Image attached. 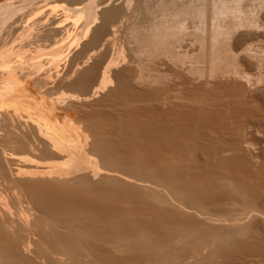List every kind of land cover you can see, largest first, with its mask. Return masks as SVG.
<instances>
[{
  "label": "bare ground",
  "instance_id": "1",
  "mask_svg": "<svg viewBox=\"0 0 264 264\" xmlns=\"http://www.w3.org/2000/svg\"><path fill=\"white\" fill-rule=\"evenodd\" d=\"M12 1L13 0H0V15L5 10L14 7V5L18 6L21 4ZM85 1H87L86 4L84 3ZM98 1L99 0H56L51 2L52 4L44 2L43 4L46 6L43 5V8L49 9V11L54 10L53 8L61 9L58 10L59 13H56L57 11L55 12V10L52 11L57 15L60 14V12L61 14L63 13V15H60L62 16L60 17L61 19L58 17L59 15L54 17L52 12L47 13V10H45L46 13H44L45 15L48 14L45 19L44 17L38 16V12L40 13L41 11L42 13L44 11L41 10L43 9L41 8L42 5H40L41 7L36 6V8H41L40 11L39 9H34L30 13L26 12L27 15H23V17L25 16L23 20L17 17V20H11V24H13L12 28L10 29V25L7 27L8 30L14 31L12 34L19 31L20 38H13L21 39L22 37V40L26 39L24 41L21 40L22 42L20 40H18L20 41L19 43L17 42V46L23 43L24 49L22 46L14 47L16 43L14 40L12 41V43L14 42L13 47L6 46V43H1L0 45V264H225V261L222 263V261L219 260L221 254H218L223 251L226 253L225 251L232 250L231 248L238 240H246L247 242V239L250 237V230L254 228L252 227L251 229L250 220L261 218L264 221V200L260 197L263 202H259V200H257L258 197H254L255 195H259H257L256 192H252L255 193V195L248 193L249 190L247 192L245 188H249V186L246 187L245 185L247 184L245 182H242V184H244L243 187H245L243 188L239 185L241 182L236 183L234 180L226 178L225 176L219 177V174H214L218 176L215 177L213 173H215L216 171L214 172V170L217 169L221 171V168L227 164H224L228 159L226 157L227 154L229 155L230 153L232 155L242 151H249L251 147H254L253 135L259 133L263 135L264 132V114L257 116L254 120L252 118L253 121L251 122H244L238 131V128H235V133L231 136L228 134L230 136L228 140L227 138L229 136L227 138L224 136L225 131L222 134L225 140L217 139V141L220 140V144L218 143L216 147L211 144L212 149L208 147L210 145L202 147V149L201 146L204 144L202 145L200 144L201 142L199 143V141H201L199 138L201 135L198 137L199 134H196V131L191 133V131L186 132L179 129L178 121L174 120L175 118L172 119V117H169L172 120H168V116L166 115V119L165 117L163 119L160 114L163 113V115H165V112L159 114V116L162 117L161 119L157 117V115L155 116L157 117L156 119L151 120V117L150 122L146 121L145 123H140L142 121L139 120V124H134L132 121L133 119L131 120L129 117H133L130 115L133 109H137L135 107L130 109V111L124 109L125 107H121L122 111L123 109L127 111L125 113L118 112V115H115L110 108V113H107L105 110L100 111L98 108L99 111L94 109L95 111L91 113L88 112L89 114L86 112L87 115L83 113L82 115L80 114L78 118H75L78 120L70 118L67 112H65L66 109L70 107L53 109V107L50 106L51 103L53 104V99L51 98L52 100H50V96L52 94L51 87L56 80L54 81L51 79V77H53L52 74L48 72L45 73L46 70H41L44 74L41 73L40 69L43 68L42 63L38 62L40 68H38L39 66L36 68L37 64L34 63V61L32 63L31 59H28L31 54H29V57H27L26 54L31 48H26L29 47V45L27 46L26 44H30L34 40L38 42L41 41L40 43L46 40H48L46 42L50 41V45L53 46V48L49 45L51 47L49 54L52 53L51 55L55 57L51 56L50 60L52 59L53 61L51 60V62L49 60L52 64L49 62L48 65H50L49 67H53L57 63L60 64V62L57 61H59L61 55L63 58L62 47L64 45L62 44H65L64 41H68V43H72V41L77 43L75 40L78 41L79 39L75 38L70 41L67 39L69 35H66L67 38H64L65 34H63L64 37L61 34L62 31H65L64 25L66 21H68L67 19L69 17L75 18L76 16L78 20L75 18V22L77 21L78 23L80 20L79 15H82V13H78V17L75 15V10H80V5L84 3L83 5L87 7V10L91 11L93 10V5L96 4L94 2ZM145 1L147 2V0ZM199 1L157 0L153 3V8H149V5H147L148 7H143L146 8V10L148 8V13H145L149 16L147 18L143 16L144 18L139 21L130 22L129 26L127 25L128 30L126 29L128 31L126 33H129L131 41L133 40L135 42L133 43L135 44L133 48L132 45L131 47L129 46L131 48H129V50L132 52L131 57L129 56L128 63L130 67H124L125 69L122 68L121 71L114 72V74L110 76L109 72L112 70H110L111 67H109V65L111 66L113 61L111 63L108 61L107 63L109 64L103 66L99 73H97L99 68L94 63L79 72V76L76 77L71 85L85 90L88 85L98 77V81L101 84L95 85L94 87L91 86L92 89L90 94L88 93L82 97L85 101L90 95L94 96L99 91H103L101 90L102 87L105 89L109 81V84L113 81L115 87L106 93L108 97L104 95L107 98H115V100L120 98L124 99L122 97L124 95L128 97V94L129 97L132 98V96H134L133 94L130 95L132 92L139 93L141 96L145 94V92L135 86L140 87L141 85L151 84L153 86H158L157 84L168 81L173 75L171 72H161L158 70L157 67L162 61L169 62L168 64H170L171 67H177L185 63L188 57L186 53L187 49H185L186 52L184 51V53L179 50L182 46L181 43L185 41L186 37H190V35H192L194 40L198 41L200 45H209L210 48V53L208 55L210 67L205 74V71H199L202 75L204 74L214 79L216 77H224L230 72L238 79L244 80L247 83L251 82L250 78L247 74L242 72V70L238 68H233L231 70L221 68L222 70H218L215 67L217 66L215 62L224 59L226 54H229V52H227L229 51V48L227 49V44L231 46V43H224L231 40L230 37L235 34L234 32L239 31L241 28H245L246 30L255 29V27H258L257 24L253 20L242 19L237 15L240 13V9L237 7L238 3H236L238 0H210L212 1L209 3L211 7L208 6L209 4L206 5L208 1L205 0V4L204 1L203 3ZM35 2L34 4L37 3ZM120 2L118 4H120ZM130 2L131 0L127 1L125 4H130ZM143 2L141 1V3ZM17 3L19 4L17 5ZM97 4L96 6H98ZM111 5L112 6H105L106 8L103 9L99 8V10L101 9L99 12L101 23L99 25L95 26V28L92 27L95 22H93V25L89 23L85 25L82 34L83 39L91 32L89 39L87 38L88 40L85 42V46H94L101 41L99 46L103 47L104 44L110 43L111 38L109 35H114L115 32L117 33L116 28L118 27L113 23L118 16L124 14V6ZM140 8L142 7L140 6ZM209 8L211 11V20H213L211 28L209 27L210 30L208 29V31L206 27L205 31V26L200 25L201 22L199 21L197 22L199 24L195 23L193 32L186 31L188 28L186 27L187 25L185 26L184 21L189 19L192 15L198 18L201 17L200 19H202L204 12L208 11ZM84 9L81 8L83 12H85ZM128 9L131 10L130 8ZM36 10L38 11L35 13L37 18L34 15ZM139 10L140 9L137 11ZM26 13H21V16ZM41 13L39 15H42ZM11 14H16V12ZM11 14L10 16H12ZM33 17L36 19L37 23L39 19L40 22L42 20L41 18L44 19V21L42 20L43 23L39 22L41 25L38 23L40 27H36L35 24L37 23L35 22H32L33 24L35 23V27L32 26L33 24H31L30 21H33L31 20ZM82 18L83 15L81 16V19ZM5 21L6 18L4 21L0 22V36L2 35ZM96 21L98 22V20ZM84 22L86 23V21ZM38 27L39 30H41L37 32L36 30ZM108 28L109 32H105ZM23 30L29 33L23 34ZM32 32L34 33V40L27 36V34L32 36ZM67 32L69 31L67 30ZM67 32L65 31V33ZM104 32L107 34L102 38ZM246 33L245 35H247ZM245 35L243 38H245ZM57 36L58 39H55L54 37ZM242 36L243 35H241V38ZM26 37L32 41L28 43L30 41L28 39V42L25 44L24 42L27 41ZM7 42L10 43L11 41ZM38 42H36V44ZM220 43H222V46L223 44L226 45L225 47L227 50L224 51V53L226 52L224 54L225 56H221V54L218 53L219 50L215 49ZM32 44L35 43H31L30 47ZM47 44L45 43L44 45L46 46ZM68 45L72 47L73 44ZM176 48L179 49L176 50ZM25 51L28 52L25 53ZM91 54H93L92 51ZM76 55L78 56V54ZM64 56H66V54ZM16 57V60L19 61L18 63L13 60ZM26 57L29 60V66L28 62L25 63L27 69H24L26 67L23 66L22 62ZM89 57L90 56L87 58L89 59ZM53 58H58L57 61H55L57 63L54 65ZM11 60L15 63L14 65H11V63H13ZM124 60L125 58H123V61ZM116 63L117 61L114 64ZM164 64L166 63L164 62ZM54 68L56 67L54 66ZM53 69L50 68L49 70ZM36 71L37 74L34 75ZM75 73H77V71ZM188 73L192 76L196 74L197 76L201 75L200 73V75L196 73L193 68H190ZM193 73L196 74L193 75ZM45 75H48V77L51 75L49 77L50 80ZM66 78L68 79V77ZM52 80L54 81L53 83ZM50 82L52 84L49 86L48 84ZM104 82L106 83L104 84ZM102 83L105 86H103ZM237 90L239 89L237 88ZM49 93L51 94L49 95ZM73 96L74 98L78 97L74 94ZM74 98L72 99L74 100ZM80 98L81 97H78L75 100H79ZM163 98L164 97H162V99ZM200 98H202V95ZM203 99L204 98H202V100ZM82 100L80 99V101ZM88 100L89 99H87V101ZM80 101H78V104ZM134 105L136 106V102ZM144 105L146 106V104ZM128 106L130 107V103ZM246 110L243 111L245 113L250 111ZM117 111H119V109ZM259 113H262L261 110ZM136 114L134 115L136 116ZM113 115H115V117ZM248 115L249 113L246 114L245 118H247ZM177 118H179V116H177ZM126 119L129 121H126ZM180 119L182 120L183 118H179V120ZM137 120L138 119L134 121ZM78 121L84 122V125L80 126L77 124ZM131 122L133 124H130ZM242 122L243 121H241V123ZM186 124V126L189 125L187 122ZM237 124L240 125V123ZM193 125L195 128L197 127V125ZM190 126H188V128H191ZM194 130L195 129H193V131ZM200 130L199 133L202 131ZM209 130L210 129H208V132ZM76 131H81V134H76ZM220 132L222 133L223 130ZM205 133L206 132H204V134ZM209 133L212 135L211 132ZM212 133H214L213 130ZM204 137L206 138L208 136ZM215 139L214 137V140ZM211 140L214 141L213 139ZM202 143H205V141ZM198 149H200L203 154L206 152L208 155L204 157L206 159L202 157L205 162H201L202 164L200 165L194 160L196 159L194 156ZM208 153L215 159L216 162H212L211 164L214 163L213 165H215V163H217V169L215 168L216 166L210 165L209 161L212 157L209 159ZM233 157L231 156L230 159H233ZM239 160H241V158ZM227 166L229 167V165ZM212 167L215 169L213 168V170ZM203 169H205L206 174L208 173L207 175L201 171ZM225 169L227 170V168ZM233 170H235V168ZM200 171L205 176L200 173L203 177L199 178L196 172ZM211 171H213V173ZM220 174L223 175V173ZM253 189L252 191H254ZM260 190L259 188L258 191ZM214 191H217L218 197H220L218 192H224L225 198L221 195L224 200H214ZM260 192L263 193L262 191ZM128 194H131V197H129ZM217 196L216 198H218ZM56 197L59 199L63 197L66 201L67 199L72 201L70 203H64L63 205H56L54 203L57 199ZM54 198H56L55 201ZM114 198L118 199L116 202H119L121 199L120 202L123 200L122 203H125V205L128 202L130 205L134 203L136 206L140 205V207L133 205L130 206V208L128 204V206H120V202L119 204L117 203L119 207H117L115 202L113 206L116 207L110 206L109 200L111 201V199ZM238 205H242L244 208L241 209ZM236 206L240 208L238 210L239 212H237L238 216L237 214L233 215L235 213L233 208ZM145 211H149L150 213L145 214ZM251 234H253V232ZM241 243L243 242L240 241L239 244ZM246 245L249 246L248 244ZM236 251L238 252V249H236ZM236 251L234 250L233 252L235 253ZM238 254L241 255L240 253ZM233 255L231 253V256ZM229 258H231L230 255Z\"/></svg>",
  "mask_w": 264,
  "mask_h": 264
},
{
  "label": "rangeland",
  "instance_id": "2",
  "mask_svg": "<svg viewBox=\"0 0 264 264\" xmlns=\"http://www.w3.org/2000/svg\"><path fill=\"white\" fill-rule=\"evenodd\" d=\"M13 1H15V2H19V3H21L20 5H18L19 3H17V5L18 6H16V5H14V7H12V8H10V9H8V10H5L1 15H0V22L1 21H4V19L6 18V21H5V24H4V29H3V31H2V35L0 36V45H1V43L2 44H4V43H6L5 45L6 46H8V47H13L14 46V42L12 43V41L14 40L16 43H15V46L14 47H16L17 46V44L22 40V37H21V39H19L20 38V35H19V31L18 32H15V34H12V33H14V31H12V30H10L11 28H12V26H13V24H11V20H17L18 18L19 19H21V20H23V18L25 17H23V15H27V13L26 12H28V13H30V12H32V10H34V9H39V8H36V6H40V5H42V7L41 8H43V5L44 6H46L45 4H43L44 2L45 3H51V2H54V1H56V0H42V1H36V0H13ZM12 1V2H13ZM25 1V2H24ZM38 3V5H37V3ZM101 3H100V2ZM98 2H94V3H98L97 5L98 6H96V4H94V3H92V4H94L93 5V10H91V11H88L87 10V7H85L83 4L85 3H87V1H85L83 4H81L80 5V10L78 9V10H75V15H77L78 16V13L80 14V13H82V15H83V18L81 19V16L82 15H79L80 16V20H82V21H78V23H77V21L75 22V18H76V16H75V18L73 17H69V16H67V17H69L68 19H67V17H66V19L68 20V21H66V24L65 23H63V24H65L64 26V30L67 32V30L69 31V32H67V33H65V31H62L61 32V34L63 35V34H65V37H64V35H63V37L64 38H67L66 37V35L68 36V38L67 39H69L70 41H72V39L74 40L75 38H79L78 39V41L77 40H75L77 43H75V42H73L72 41V43L70 42V43H68V41L66 42V41H64V43L65 44H62V45H64L62 48H63V58H62V55H61V58L59 59V61H57V59H55V58H53L54 59V62H53V65L55 64V63H57V62H60V64H55L54 66L56 67V68H54V66L52 67H49L50 65H48V63L52 60H50V58H51V54L52 53H50L49 54V51L51 50L50 48L52 47L53 48V46H51L50 45V41L49 42H46V41H48V40H46V41H42L43 43H40V42H38V41H36V40H34L35 38H33L34 37V33L32 32L31 34H33L32 36H30V34L28 35L27 34V36H29L30 38H32L34 41H32L31 39H29L28 37H26L27 38V41H25L24 43L26 44L27 42H28V39L30 40L28 43H30L31 41V43H35V44H32L31 45V47H30V44H26L27 46L29 45V47H26V48H31V49H29L28 51H25V53L26 52H28L27 54H26V56L27 57H29V54H31L30 55V58H28L29 60L31 59V62L33 63V61H34V63H36L35 65H36V68L40 65V64H38V62L39 63H42V67L44 68H42V69H40V71L42 70V71H45V73L46 72H48L49 74H52V76L53 77H51V79H53L54 81L56 80V81H58V82H54L53 80H52V83H53V85H52V91H51V93H49V95L51 94V96H50V100H52L53 101V104L51 103V107H53V109H55V108H68V107H70V108H68V109H66V111L65 112H67V114L70 116V118H73V119H75V118H78L79 117V115L81 114L82 115V113L83 114H85V115H87L86 114V112L88 113V112H94L95 110L96 111H103V110H105V111H107V113H110L111 112V110H112V112L116 115L118 112L119 113H125L127 110H129L130 111V109H133L134 107L135 108H137V109H133V111H132V113H131V115L130 116H133V117H129L133 122H134V124H136V123H138L139 124V120H141L142 122H140V123H145L146 121H148V122H150L151 120H153V119H156L157 117H160V116H162L163 117V119H164V117L167 115L168 116V120L170 119V120H172V119H174V120H176V121H178V127H179V129H181V130H183V131H186V132H190L191 131V133H194L195 131H196V134L198 133L199 135H198V137L201 135V137H199L200 139H201V141H199V143L200 144H204L203 146H201V148L202 147H205V146H208V145H210V146H208L210 149H212V146H217L218 145V143L220 144V140L219 141H217V139H224V136H226L225 138H227L229 135L228 134H230V136L233 134V133H235V128H238L237 129V131L239 130V128L244 124V122H246V121H248V122H251V121H253L254 119H256V117L257 116H260L261 114H264V0H238V2H236V3H238V6L237 7H239L238 9H240V13H238L237 15L240 17V18H242V19H250V20H253V21H255V23L257 24V26L258 27H255V29H252V30H246L245 28L243 29V28H241L239 31H237V32H234L232 35L233 36H231L230 37V39L231 40H229V42H226V43H224V44H227V43H231V46H230V44H227V49L229 50V51H227V52H229V54H226V56L224 55L225 53H224V51L225 50H227L226 49V45H224L223 44V46H222V43H220V44H218L217 45V47L215 48V49H217V50H219V54H221V56H225V58L227 57V55H228V57L225 59H222V60H219V61H216L215 63H217L216 65L217 66H215L218 70L220 69V70H222V69H227V70H231V69H233V68H238L239 70H242V72H244L245 74H247V76L250 78V81L251 82H249V83H247L246 81H244V80H241V79H238L237 77H234V75L233 74H231L230 72L228 73V74H226L224 77H220V78H218V77H216V78H210V77H207L206 75H204L205 73H206V71H208V69H209V65H210V62L208 61V55H209V53H210V51H209V45H205V44H203V45H200L199 44V42L198 41H196V40H194V37L192 36V35H190V37L188 36V38L186 37V39H185V41L183 42V43H181L182 44V46H181V49L179 50V51H182L183 53H184V51H185V49H187V55H188V57L186 58V61H185V63H182L180 66H177V67H171V65L170 64H168L169 62H167V61H162L159 65H158V70L159 71H164V72H171L173 75L172 76H175V77H170L169 79H168V81H169V83H168V81H166V82H163V83H161V84H157L158 86H156V85H141L140 87L139 86H135L136 88H138V89H140V90H142V91H144L145 92V94H143V95H139V93H130V95H134V96H136V97H134V96H132V98L131 97H129V94H128V97H126L127 95H124L122 98H124V99H116L115 100V98L113 99V98H107L108 97V94H106L107 92H109L110 90H112L113 89V87H115V83L112 81L110 84H109V82L106 84V87H105V89L102 87V89L101 90H103V91H99L97 94H93L94 96H92V95H90L89 97L91 98H86V101H85V99H83L82 97H84L85 95H87L88 93L90 94V92H91V89H92V87H94L95 85H98V84H101L98 80V77H96L89 85H88V87H87V89H83V90H81V89H79L78 87H76V86H72L71 85V83L76 79V77H78L79 76V72H81L84 68H86V67H89L90 65H92V64H96L97 65V67L99 68V70L97 71V73H99V71H100V69L103 67V66H105L106 64H109V63H111L112 61V65L110 66L109 65V67H111V69L110 70H112V71H110L109 72V75L111 76L112 74H114V72H119V71H121L122 70V68L123 69H125L126 67L128 68V67H130V64L128 65V63H129V56L131 57V54H132V52H131V50H129V48L131 47V45H132V48L135 46V44H133V43H135L133 40L131 41V39H130V37H129V33H126V32H128L127 30V25L129 26V24H130V22H136L137 20L139 21V20H141L142 18H144L145 16V18H147L149 15L147 14L148 13V8H147V10H146V8H143V7H148L147 5H149V8H153V3H155L157 0H147V2L145 1V0H141L142 2L143 1H145V2H143V3H141V1L140 0H136V4H135V0H133L134 1V3H133V1L131 0V2H130V4H125L127 1H129V0H104V3H103V0H99ZM109 1V2H108ZM111 1V2H110ZM118 1V2H117ZM121 1V2H120ZM140 1V2H139ZM179 1H181V0H179ZM182 1H187V0H182ZM195 1V0H194ZM196 1H199V0H196ZM200 1H202V3H203V1H204V4H205V2L206 1H208V3H206V5L207 4H209L210 2H212V1H210V0H200ZM199 1V2H200ZM28 2V3H27ZM34 2L36 3V4H34ZM117 2V3H116ZM120 2V4H118ZM148 2H149V4H148ZM140 4V6L142 7V8H140V6H139V4ZM152 3V4H151ZM52 4V3H51ZM106 4H108V5H106ZM111 4H113V5H122V6H124L123 7V15L121 16H118L117 17V19H116V21L113 23L114 25H116V27H118V28H116V31H117V33L115 32V34L113 35H109V37L111 38L110 39V43L108 42V43H106V44H104V46L103 47H100L99 46V44L101 43V41H99L96 45H94V46H89V47H87V46H85V42H87V40L89 39V37H90V33H89V35L88 36H86L85 37V39H83V36H82V34H83V30H84V27H85V25H87L88 23L91 25H93V22H97L96 20H98V22L95 24L94 23V26H92L93 28H95V26H97V25H99L100 23H101V18H100V14H99V12H100V10L101 9H103V8H106L107 6H112ZM135 4V5H134ZM133 5V6H132ZM144 5V6H143ZM52 6V5H51ZM106 6V7H105ZM151 6V7H150ZM208 6H210V4L208 5ZM54 7H56V6H54ZM84 7H85V9H84ZM132 7V8H131ZM138 7V8H137ZM211 7V6H210ZM40 8V9H41ZM47 8V7H46ZM53 8V7H52ZM58 8V7H57ZM81 8H83L84 9V11L85 12H83L82 10H81ZM99 8H101L100 10H99ZM128 8H130L131 10H129ZM137 8V9H136ZM40 9H39V11H40ZM54 10H55V12L56 13H59V11L58 10H61V9H56V8H53ZM138 9H140L139 11H137ZM144 9V10H143ZM207 9H208V7H207ZM35 11L34 12V15L36 16V18H37V15L35 14L36 12H38V11ZM42 11H44V12H42L41 13V11H40V13L43 15H39L40 13L38 12V16H41V17H44V19H45V17H47L46 15H48V14H44V13H46L45 12V10H47V9H45V8H43V9H41ZM54 10H52V11H54ZM134 10V11H133ZM142 10V11H141ZM48 12L47 13H49V12H52V11H49V9L47 10ZM82 11V12H81ZM95 11H97V12H95ZM131 11V12H130ZM15 13L16 12V14H11V13ZM53 13V16L55 17V16H58L59 18L60 17H62V16H60V15H63V13L61 14V12H60V14H56V13ZM87 12V13H86ZM145 12H147V13H145ZM21 13H26V14H22V16H21ZM96 13V14H95ZM134 13V14H133ZM138 13V14H137ZM10 14L13 16H10ZM86 14V15H85ZM127 16H126V15ZM131 14H132V16H131ZM5 15V16H4ZM20 15V16H19ZM33 15V16H34ZM97 15V16H96ZM98 15H99V18H98ZM125 15V16H124ZM138 15V16H137ZM34 16V17H35ZM78 16V17H79ZM144 16V17H143ZM205 16V17H204ZM7 17H9V18H7ZM11 17V18H10ZM18 17V18H17ZM30 17V16H29ZM33 17V18H34ZM40 17V18H41ZM57 17V18H58ZM93 17V18H92ZM31 19V20H33V21H30V23L31 24H33L32 22H35V23H37L36 22V19L34 18V19ZM130 18H132V19H130ZM201 18V17H200ZM200 18H198V17H196V16H190L189 17V19H186V21H184L185 22V26L188 28V29H186V31H191V32H193V27L195 26V23L196 24H199V23H197V22H201V24L200 25H203V26H205V31H206V27H207V30L209 29V27L211 28V23H213L212 21L213 20H211L212 18H211V11H210V8H209V10L208 11H205L204 12V14H203V16H202V19H200ZM9 19V20H8ZM39 19V18H38ZM43 21H44V19L43 18H41ZM61 19V18H60ZM84 19V20H83ZM193 19V20H192ZM42 20H41V22H42ZM76 20H78L77 18H76ZM206 20H208V21H206ZM10 21V22H9ZM84 21H86V23L84 22ZM128 21H129V23H128ZM211 21V22H210ZM13 22V21H12ZM39 22H40V19H39ZM38 22V23H39ZM40 22V23H41ZM63 22H65V21H63ZM82 22V23H81ZM10 23V24H9ZM34 23V24H35ZM38 23L37 24H35L36 25V27L37 26H39L38 25ZM39 23V24H40ZM43 23V22H42ZM77 23V24H76ZM120 23V24H119ZM207 23H209V24H207ZM34 24L32 25V26H34ZM117 24H119V25H117ZM205 24V25H204ZM10 25V26H9ZM41 25V24H40ZM122 25V26H121ZM6 26V27H5ZM10 27V29L8 30V28L7 27ZM82 26V27H81ZM125 26H126V28H125ZM35 27V26H34ZM40 27V26H39ZM39 27H38V29L37 28H35V29H37L36 31L38 32V31H40L39 30ZM67 28V29H66ZM124 28V29H123ZM5 29H7V30H5ZM127 29V30H126ZM7 32H5V31ZM25 30H27V31H29L28 29H25ZM25 30H23V34H26V33H29V32H26ZM81 30V31H80ZM107 30V29H106ZM121 30V31H120ZM126 30V31H125ZM210 30V29H209ZM208 30V31H209ZM254 30V31H253ZM31 31V30H30ZM33 31V30H32ZM36 31H34V32H36ZM248 32V33H246V32ZM251 31V32H250ZM253 31V32H252ZM3 32H5V33H3ZM9 32V33H8ZM78 32V33H77ZM105 32H109V28H108V30L107 31H105ZM104 32V35H103V37L102 38H104V36H105V34H107V33H105ZM243 32V33H242ZM247 34V35H245V33ZM250 32V33H249ZM18 33V34H17ZM206 33V32H205ZM6 34V35H5ZM207 34V33H206ZM243 35L242 36V38L244 37V35H245V38H248V39H245V38H243V39H245V40H243L242 38H241V35ZM249 34V35H248ZM19 35V36H18ZM61 35V36H62ZM238 35H240V36H238ZM5 36H6V38H5ZM9 36H11V37H9ZM23 36H26V35H23ZM59 36V35H58ZM58 36L57 37H54L55 39L57 38L58 39ZM77 36V37H76ZM82 36V37H81ZM193 38H192V37ZM234 36H236V37H234ZM247 36V37H246ZM5 39H4V38ZM13 37H19L18 39L17 38H13ZM62 37V38H63ZM74 37V38H73ZM237 37H240V38H237ZM2 38V39H1ZM8 38H10V39H8ZM13 38V39H12ZM88 38V39H87ZM114 38V39H113ZM189 38H191V39H189ZM188 39V40H187ZM236 39H237V41H236ZM3 40V41H2ZM18 40H20V41H18ZM24 40H26V39H24ZM24 40H22V41H24ZM79 40H81V41H79ZM114 40V41H113ZM126 40H128V41H126ZM184 40V39H183ZM241 40V41H240ZM7 41H11L10 43H8ZM21 41V42H22ZM38 42L37 44H39V45H37L36 44V42ZM247 41V42H246ZM18 42V43H17ZM47 44V43H49V44H47L46 46L44 45L45 43ZM130 42V43H129ZM12 44V45H11ZM21 44H23V43H20L19 44V46H17V47H20V46H24V44L23 45H21ZM68 44H70V45H72V47L71 46H69ZM76 44H78V45H76ZM40 45H42V46H40ZM51 47H50V46ZM107 45V46H106ZM40 46V47H39ZM68 46V47H67ZM130 46V47H129ZM201 46H203V47H201ZM230 46V47H229ZM247 46H249V47H247ZM84 47V48H83ZM106 47V48H105ZM115 47V48H114ZM117 47V48H116ZM125 47V48H124ZM184 47V48H183ZM245 47H246V49H248V50H246L245 49ZM26 48H25V50H26ZM61 48V49H62ZM64 48H66V49H64ZM123 48V49H122ZM128 48V49H127ZM202 48V49H201ZM204 48V49H203ZM23 49H24V47H23ZM69 49V50H68ZM131 49V48H130ZM179 48H176V50H178ZM201 49V50H200ZM243 49H245V50H243ZM32 50V51H31ZM37 50V51H36ZM65 50V51H64ZM98 50V51H97ZM122 50H124V51H122ZM126 50V51H125ZM231 50V51H230ZM86 51H87V53H86ZM91 51H92V53L93 54H91ZM94 51V52H93ZM97 51V52H96ZM121 51V52H120ZM202 51H204V52H202ZM246 53H245V52ZM31 52V53H30ZM85 52V53H84ZM217 52H215V53H217ZM89 53V54H88ZM99 53V54H98ZM123 53V54H122ZM128 53V54H127ZM217 53V54H218ZM245 53V54H244ZM66 54V56H64ZM76 54H78V56L76 55ZM92 56H91V55ZM122 56H120V55ZM247 54V55H246ZM117 55V56H116ZM124 55V56H123ZM88 56H90L89 57V59L87 58ZM97 56H99V57H97ZM128 56V57H127ZM27 57H26V59H27ZM52 57H55V56H52ZM95 57V58H94ZM120 57V58H119ZM76 58V59H75ZM93 58V59H92ZM97 58H98V60H97ZM103 58V59H102ZM109 58H110V60H109ZM112 58V59H111ZM117 58V59H116ZM119 58V59H118ZM123 58H125V60L123 61ZM128 58V59H127ZM17 59V57L16 58H14L13 60L15 61V62H19L18 60H16ZM23 59V58H22ZM25 59V58H24ZM25 59V60H26ZM24 60L23 62H22V64H23V66H27V65H25V63H27L28 62V66H29V60ZM1 60V59H0ZM13 60H11L12 62H13ZM50 60V61H49ZM104 60V61H103ZM22 61V60H21ZM53 61V60H52ZM51 61V62H52ZM55 61H57V62H55ZM84 61V62H83ZM109 61V63H107ZM117 61V63L116 64H114L115 62ZM123 61V62H122ZM128 61V62H127ZM50 62V64H52ZM121 62H122V64H121ZM164 62L166 63V64H164ZM85 63V64H84ZM87 63V64H86ZM15 63L13 62V63H11V65H14ZM118 64V65H117ZM168 64V65H167ZM17 65V64H16ZM84 65H85V67H84ZM115 65H117V66H115ZM122 65V66H121ZM45 66V67H44ZM112 66H113V68H112ZM162 66V67H161ZM164 66V67H163ZM58 67V68H57ZM76 67V68H75ZM125 67V68H124ZM166 67V68H165ZM214 67V68H215ZM38 68H40V66L38 67ZM45 68H47V69H45ZM53 69V70H49V69ZM70 68V69H69ZM162 68V69H161ZM169 68H170V70H169ZM190 68H193L194 69V71H196V73H200L201 74V72H199V71H205L204 72V74L202 75H200V76H197V74L196 73H193V75L194 74H196V75H194V76H192L191 74H189L188 73V70H190ZM222 68V69H221ZM0 69H1V67H0ZM24 69H27V67L26 68H24ZM70 72H69V71ZM79 70V71H78ZM173 70H176V71H173ZM39 71V70H38ZM41 71V73L42 74H44V72H42ZM51 71V72H50ZM71 71H72V73H71ZM77 71V73H75ZM67 72V73H66ZM40 73V74H41ZM47 73V74H48ZM53 73H54V75H53ZM57 73H59V74H57ZM75 73V74H74ZM188 73V74H187ZM1 74V73H0ZM35 74H37V71H36V73L34 72V75ZM39 74V75H40ZM42 74H41V76H42ZM71 74V75H70ZM72 74H73V76H72ZM176 74V75H175ZM178 74V75H177ZM230 74V75H229ZM38 75V76H39ZM59 75V76H58ZM191 75V76H190ZM233 75V76H232ZM48 79H49V77L51 76V75H49V77H48V75H45ZM63 76V77H62ZM204 76H205V78H204ZM59 77V78H58ZM66 77H68V79L66 78ZM57 78V79H56ZM62 78V79H61ZM67 79V81H66V79ZM183 78V79H182ZM187 80H186V79ZM209 78V79H208ZM71 79V80H70ZM235 79V80H234ZM50 80V79H49ZM48 80V81H49ZM174 80H176V81H174ZM65 81V82H64ZM185 81V82H184ZM232 81H233V83H232ZM60 82V83H59ZM61 82H63V83H61ZM95 82V83H94ZM107 82V81H106ZM106 82H104V84L106 83ZM51 82L48 84L49 86L52 84ZM56 83V84H55ZM59 83V84H58ZM70 83V84H69ZM173 83V84H172ZM92 84H94V85H92ZM103 84V83H102ZM103 84V86H105ZM165 84V85H164ZM167 84V85H166ZM170 84V85H169ZM204 84V85H203ZM224 84V85H223ZM235 84V85H234ZM241 84H242V86H241ZM56 85V86H55ZM58 85V86H57ZM60 85V86H59ZM162 85H164V86H162ZM174 85V86H173ZM92 86V87H91ZM183 86V87H182ZM193 86V87H192ZM215 86H217V87H215ZM225 86V87H224ZM241 86V87H240ZM55 87V88H54ZM57 87V88H56ZM153 87V88H152ZM156 87V88H155ZM177 87V88H176ZM186 87H188V88H186ZM234 87H236V88H234ZM50 88V89H51ZM146 88V89H145ZM157 88H159V89H157ZM190 88V89H189ZM195 88V89H194ZM222 88V89H221ZM228 88V89H227ZM237 88L239 89V90H237ZM244 88V89H243ZM56 89H57V91H56ZM58 89H60V90H58ZM153 89V90H152ZM164 89H166V90H164ZM230 89H232V90H230ZM240 89H241V91H240ZM76 90H77V92H76ZM81 90V91H80ZM157 90V91H156ZM169 90V91H168ZM199 90V91H198ZM200 90H201V92H200ZM221 90V91H220ZM236 90V91H235ZM54 91V92H53ZM59 91V92H58ZM156 91V92H155ZM161 91V92H160ZM163 91V92H162ZM173 91V92H172ZM192 91V92H191ZM204 91H206V92H204ZM210 91H211V93H210ZM213 91V92H212ZM86 93V94H84V93ZM171 94H170V93ZM177 92V93H176ZM187 92H189V93H187ZM234 92V93H233ZM54 93V94H53ZM151 93V94H150ZM162 93V94H161ZM231 93H233V94H231ZM60 94V95H59ZM72 94V95H71ZM73 94L75 95V96H78V97H81L80 99L82 100V101H80V99L78 100H75L76 98H78V97H76V98H74V96H73ZM82 94V95H81ZM148 94H150V95H148ZM173 94V95H172ZM199 94V95H198ZM236 94V95H235ZM240 94V95H239ZM250 96H249V95ZM48 95V96H49ZM64 95V96H63ZM67 95H69V96H67ZM107 96V97H105V96ZM159 95V96H158ZM163 95V96H162ZM167 95V96H166ZM171 95H172V97H171ZM180 95V96H179ZM187 95V96H186ZM197 95V96H196ZM202 95V98H204L203 100H202V98H200V96ZM205 95V96H204ZM217 95V96H216ZM234 95V96H233ZM246 97H245V96ZM56 96H58V97H56ZM73 96V97H72ZM103 96V97H102ZM157 96V97H156ZM210 96V97H209ZM236 96V97H235ZM249 96V97H248ZM61 97V98H60ZM101 97V98H100ZM105 97V98H104ZM150 97V98H149ZM154 97H155V99H154ZM162 97H164L163 99H162ZM166 97V98H165ZM178 99H177V98ZM222 97H224V98H221ZM228 97V98H227ZM47 98H49V97H47ZM52 98V99H51ZM62 98H64V99H62ZM72 98H74V100L72 99ZM104 98V99H103ZM158 98V99H157ZM159 98H161V99H159ZM185 98V99H184ZM213 98V99H212ZM232 98V99H231ZM249 98H251V99H249ZM59 99H60V102H59ZM87 99H89L88 101H87ZM106 99V100H105ZM152 99V100H151ZM191 99H192V101H191ZM210 99V100H209ZM243 99H245V100H243ZM247 99V100H246ZM47 100V99H46ZM50 100H49V103H50ZM57 100V101H56ZM103 100H105V101H103ZM108 100V101H107ZM121 100V101H120ZM129 101V102H127V101ZM133 102H132V101ZM136 100V101H135ZM147 100V101H146ZM160 100V101H159ZM211 100H212V102H211ZM230 100V101H229ZM240 100H242V101H240ZM48 101V100H47ZM66 101V102H65ZM72 101H73V103H72ZM78 101H80V103L78 104ZM124 101V102H123ZM155 101V102H154ZM180 101H181V103H180ZM225 101V102H224ZM238 101V102H237ZM64 102V103H63ZM88 102V103H87ZM99 102H101V103H99ZM105 102H106V104H105ZM108 102V103H107ZM133 104H132V103ZM135 102H136V106L134 105L135 104ZM141 102V103H140ZM170 102V103H169ZM174 102V103H173ZM203 102V103H202ZM223 102V103H222ZM62 103V104H61ZM95 103V104H94ZM120 103H122V104H120ZM123 103H125V104H123ZM129 103H130V107L128 106L129 105ZM140 103V104H139ZM200 103V104H199ZM212 103H214V104H212ZM239 103V104H238ZM246 103V104H245ZM64 104V105H63ZM74 104V105H73ZM87 104V105H86ZM93 104V105H92ZM118 106H117V105ZM144 104H146V106L144 105ZM158 104V105H157ZM169 104V105H168ZM175 104V105H174ZM210 104V105H209ZM217 104V105H216ZM232 104H234V105H232ZM238 104V105H237ZM58 105V106H57ZM71 105V106H70ZM76 105V106H75ZM78 105V106H77ZM106 105V106H105ZM108 105V106H107ZM114 105H116V106H114ZM152 107H151V106ZM173 105V106H172ZM193 105V106H192ZM196 105V106H195ZM236 105V106H235ZM241 105H243V106H241ZM263 105V106H262ZM56 106V107H55ZM73 106V107H72ZM85 108H84V107ZM105 106V107H104ZM168 106V107H167ZM175 106V107H174ZM212 106V107H211ZM216 106V107H215ZM114 107V108H113ZM124 108V109H127V110H125L124 111V109H123V111L121 110L122 108ZM180 107V108H179ZM189 107V108H188ZM190 107H191V109H190ZM220 107V108H219ZM231 107V108H230ZM244 107V108H243ZM249 107V108H248ZM97 108V109H96ZM98 108H99V110H98ZM102 108V109H101ZM104 108V109H103ZM109 108L111 109V110H109ZM113 108V109H112ZM138 108H139V110H138ZM153 108V109H152ZM179 108V109H178ZM182 108V109H181ZM199 108V109H198ZM215 108V109H214ZM226 108V109H225ZM246 108H247V110H246ZM90 111H89V110ZM95 109V110H94ZM119 109V111H117ZM141 109V110H140ZM148 109H150V110H148ZM155 109V110H154ZM164 109V110H163ZM198 109V110H197ZM203 111H202V110ZM207 109V110H206ZM210 109H211V111H210ZM217 109V110H216ZM223 109V110H222ZM230 109V110H229ZM65 110V109H64ZM88 110V111H87ZM201 110V111H200ZM214 110V111H213ZM246 110V111H249V112H247V113H245L244 111ZM258 110V111H257ZM261 110V112L262 113H259V111ZM76 111V112H75ZM79 111V112H78ZM84 111V112H83ZM116 111V112H115ZM218 111V112H217ZM220 111V112H219ZM81 112V113H80ZM152 112H153V115H152ZM161 112H165L164 114L165 115H163V113H161ZM221 112H222V115H221ZM240 112V113H239ZM78 113V114H77ZM136 113H138V114H136ZM162 115H161V114ZM172 113V114H171ZM179 113V114H178ZM202 113V114H201ZM216 113V114H215ZM224 113V114H223ZM227 113H229V114H227ZM249 113V115H248V117L247 118H245V116H246V114H248ZM89 114V113H88ZM134 114H136V116L134 115ZM143 114V115H142ZM159 114H160V116H159ZM171 116H170V115ZM176 114V115H175ZM190 114V115H189ZM207 114V115H206ZM232 114H233V116H232ZM85 115H83V116H85ZM115 115H113L114 117H115ZM118 115V114H117ZM149 117H148V116ZM158 115V116H157ZM203 115V116H202ZM212 115V116H211ZM217 115H218V117H217ZM236 115V116H235ZM240 115V116H239ZM252 115H254V116H252ZM73 116V117H72ZM112 116V115H111ZM155 116H157V117H155ZM166 116V117H167ZM177 116H179V118H183L182 120L180 119L179 120V118H177ZM184 116V117H183ZM202 116V117H201ZM231 116H232V118H231ZM137 117H139V118H137ZM151 117H152V119H151ZM155 117V118H154ZM162 117H160V119L162 118ZM166 117H165V119H166ZM169 117H172V119L171 118H169ZM186 117V118H185ZM188 117V118H187ZM226 117V118H225ZM243 117V118H242ZM255 117V118H254ZM128 118V119H129ZM147 118H149V119H147ZM198 120H197V119ZM200 118V119H199ZM204 118V119H203ZM252 118H253V120H252ZM128 119H126V121H129ZM136 119H138L137 121H134V120H136ZM145 119V120H144ZM151 119V120H150ZM186 119V120H185ZM192 119V120H191ZM201 119H202V121H201ZM228 119V120H227ZM248 119V120H247ZM75 120H78V119H75ZM94 120H97V119H94ZM130 120V121H131ZM144 120V121H143ZM184 120V121H183ZM212 120V121H211ZM215 120V121H214ZM180 121H182V122H180ZM189 124L188 126H190L191 124L193 125V124H195V125H197V127L195 128L194 127V125L192 126H190L191 128H188V126H186L187 124H186V122ZM204 121H206V122H204ZM217 121V122H216ZM226 121V122H225ZM241 121H243L242 123H241ZM147 122V123H148ZM204 122V123H203ZM128 123V122H127ZM185 125H184V124ZM208 123V124H207ZM222 123V124H221ZM227 123V124H226ZM237 123H240V125L239 124H237ZM77 124H79L80 126H83L84 125V122H80V121H78L77 122ZM130 124H133L132 122L130 123ZM182 124V125H181ZM211 124V125H210ZM212 124H214V125H212ZM220 125H223V126H220ZM231 125V126H230ZM236 125V126H235ZM217 126V127H216ZM224 126H225V128H227V129H225L224 128ZM231 128H230V127ZM232 126H234V127H232ZM0 128H1V126H0ZM202 130H200V129ZM214 128V129H213ZM188 129H189V131H188ZM191 129V130H190ZM193 129H195L194 131H193ZM198 129V130H197ZM208 129H210L209 130V132H211V134L216 138L215 140H214V137L212 136V135H210V133L208 132ZM217 129H218V132H217ZM199 130L201 131L200 133H199ZM204 130V131H203ZM212 130H213V132L214 133H212ZM221 130H223V132L221 133L220 131ZM234 130V131H233ZM198 131V132H197ZM226 131V132H225ZM232 131V132H231ZM236 131V132H237ZM85 132V131H84ZM204 132H206L205 134H204ZM225 132V133H224ZM231 132V133H230ZM202 133V134H201ZM224 133V136L222 135ZM76 134H81V131H76ZM84 134V133H83ZM216 134H217V137H216ZM219 134H220V136H219ZM259 135V136H258ZM262 134L261 133H259V134H254L253 135V137H254V147H251L250 148V150L249 151H242V152H238V153H234V154H230L229 153V155L227 154V160H226V162L224 163V164H226V165H224V167H222L221 168V171L220 170H218L217 169V167H218V165L216 166V164L217 163H215V165H213V164H211L212 162H216L215 161V159H213V156H210V153H208L209 154V159H210V161H209V163H210V165H212V166H216L215 168L217 169V170H214L215 168L214 167H212V169L214 170V172L215 173H213V171H211L212 173H213V176H215V177H223V176H225L226 178H229V179H231V180H234L236 183L237 182H241L239 185L240 186H242L243 187V185L244 184H242V182H245L247 185H245L246 187L247 186H249V188L247 187V188H245V187H243V188H245V190L248 192V190H249V192L248 193H252V192H256V194L258 195V196H256L255 195V193H252L253 195H255L254 197H258L257 198V200H259V202L261 201V202H263L262 201V199H260V197H262L263 198V200H264V195H262V194H264V132H263V137L261 136ZM204 136H208V137H204ZM210 136V137H209ZM230 136L227 138V140L228 139H230ZM202 137H204V138H202ZM222 137V138H221ZM210 139V140H208V139ZM205 139H207V140H205ZM211 139H213L214 141H212ZM225 140V139H224ZM205 141V143H202V142H204ZM209 141H210V143H209ZM217 141V142H216ZM258 141V142H257ZM207 143H209V144H207ZM207 144V145H206ZM211 144H212V146H211ZM256 144V145H255ZM228 145V144H227ZM230 145V144H229ZM253 145V144H252ZM200 148V149H201ZM256 148V149H255ZM200 149H198L196 152L197 153H195L196 155L194 156V158L196 157V159H194L195 161H197V164L198 165H200V164H202L201 162H205L204 161V159H206V158H204L206 155H207V153L205 152V150H204V154L202 153V151H200ZM203 149V148H202ZM255 149V150H254ZM202 154H201V153ZM258 153V154H256V153ZM236 154H237V156H236ZM239 154V155H238ZM252 156H251V155ZM200 155V156H199ZM211 155H212V153H211ZM208 156V155H207ZM233 157V159H235V160H233L232 158L230 159V157ZM247 158H246V157ZM204 159H203V158ZM238 157V158H237ZM249 157V158H248ZM241 158V160H239ZM245 158V159H244ZM213 159V160H212ZM198 160H199V162H198ZM233 162H232V161ZM230 161H231V163H230ZM229 162V163H228ZM243 162H244V165H243ZM251 162V163H250ZM250 163V164H249ZM261 163V164H260ZM235 164V165H234ZM237 164V165H236ZM240 164V165H239ZM247 164V165H246ZM227 165H229V167L227 166ZM221 166H223V165H221ZM232 167H234L235 168V170H233L234 168H232ZM237 167V168H236ZM239 167V168H238ZM225 168H227V170L225 169ZM232 169V171H231V169ZM211 169V170H212ZM244 169V170H243ZM248 171H247V170ZM223 170H225V171H223ZM230 170V171H229ZM201 171H203V173L204 174H206L205 173V169H203V170H201ZM196 172V175H198L199 176V178H201V177H203V176H205L204 174H202V172ZM223 171V172H222ZM228 172V173H227ZM233 172V173H232ZM235 172V173H234ZM203 175H201V174ZM212 173H210V174H212ZM220 173H223V175H221ZM208 174V173H207ZM206 174V175H207ZM214 174H219L218 176L217 175H214ZM261 175V176H260ZM259 176V177H258ZM250 178V179H249ZM191 180V179H190ZM193 181V180H192ZM250 183V184H249ZM252 184H254V185H252ZM254 190V191H252V189ZM259 188L261 189L260 191H262L263 193H261L260 191H258L259 190ZM255 189H256V191H255ZM251 190V191H250ZM215 192V191H214ZM260 192V193H259ZM9 193H10V191H9ZM212 193H213V191H212ZM221 192H218V195L221 197V195H223V197L225 198V195L223 194L224 192H222L221 194H220ZM214 194V193H213ZM251 194V195H252ZM129 195V197H131V194H128ZM132 196H133V194H132ZM216 196H217V191L215 192V195H213V199L214 200H224L222 197V199L220 198V197H218V198H216ZM58 200H57V199ZM56 198H54V201H55V199H56V201L54 202L56 205H63L64 203H67V202H71L72 200H70V199H67V201H66V199H63V197H61L60 199L62 200H60L58 197H56ZM115 200V201H114ZM116 200H118V199H116V198H114V199H111V201H112V203H111V201L109 200V204H110V206L112 205H114L115 203H116V205H117V203L119 204V202H120V200H119V202L117 201L116 202ZM123 201V200H122ZM122 201L120 202V206H123V205H125V203L123 204L122 203ZM134 201H136V200H134ZM60 202V203H59ZM115 202V203H114ZM137 202V201H136ZM122 204V205H121ZM127 204H128V202H127ZM125 205V206H128L129 205V207L130 206H136V204H134V203H131V204H133V205H130V203L128 204V205ZM260 204V203H259ZM238 206H240V205H238ZM238 206H236V207H234L233 209H234V211H235V213L233 214V215H235V214H237V212H239L238 210L241 208H244V207H242V205L240 206V208H238ZM261 206H262V204H261ZM113 207H116V206H113ZM117 207H119L118 205H117ZM136 207H140V205L139 206H136ZM135 207V208H136ZM131 208V207H130ZM134 208V207H133ZM237 208V209H236ZM262 208H263V206H262ZM264 209V208H263ZM233 211V212H234ZM145 214H148V213H150L149 211H145L144 212ZM237 216H238V214H237ZM251 221V229H252V227H254L252 230H250L251 232H250V237H249V239H247V242H246V240L244 241H242V240H238V242H236L237 243V246H236V243L233 245V247L231 248L232 250H228V251H225L226 253H224V251L223 252H221V253H219L218 255H220L221 254V256L219 257V260L220 261H222V263H223V261H225L226 263L225 264H264V221L260 218H254V219H252V220H250ZM258 222V223H257ZM259 224H261V225H259ZM255 225V226H254ZM258 226V227H257ZM262 226V227H261ZM257 231H258V233H257ZM253 232V234H254V236H253V234H251ZM252 235V236H251ZM257 236V237H256ZM253 237V238H252ZM248 240H250V241H248ZM240 241L241 242H243V243H241V244H239L240 243ZM250 242V243H249ZM245 244V245H244ZM246 244H248L249 246H247ZM243 245V246H242ZM251 245V246H250ZM244 246H246V247H244ZM254 246V247H253ZM241 247H243V248H241ZM252 248V249H251ZM236 251V249H238V252L236 253H234L233 251L234 250ZM249 249V250H248ZM257 249V250H256ZM252 250V251H251ZM232 251V252H231ZM249 251V252H248ZM232 253V255L233 256H231V253ZM223 253V254H222ZM238 253H240L241 255H239ZM225 254H227V255H225ZM243 254V255H242ZM229 255H230V257L232 258H229ZM226 259H225V258ZM234 257H235V259H234ZM228 258V259H227ZM222 259V260H221ZM224 259V260H223ZM230 261H231V263H230ZM228 262V263H227ZM224 264V263H223Z\"/></svg>",
  "mask_w": 264,
  "mask_h": 264
}]
</instances>
